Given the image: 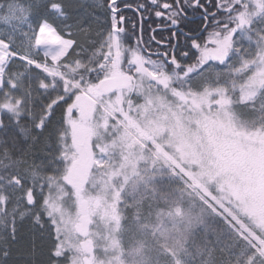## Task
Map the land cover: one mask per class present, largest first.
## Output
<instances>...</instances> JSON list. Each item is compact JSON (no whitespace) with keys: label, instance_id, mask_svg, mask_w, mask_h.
<instances>
[{"label":"snow or ice","instance_id":"6c2138e0","mask_svg":"<svg viewBox=\"0 0 264 264\" xmlns=\"http://www.w3.org/2000/svg\"><path fill=\"white\" fill-rule=\"evenodd\" d=\"M133 7L0 0V264H127L165 221L151 264H264V0ZM153 14L170 40L144 39ZM236 174L251 224L216 195Z\"/></svg>","mask_w":264,"mask_h":264},{"label":"trees","instance_id":"16d2710c","mask_svg":"<svg viewBox=\"0 0 264 264\" xmlns=\"http://www.w3.org/2000/svg\"><path fill=\"white\" fill-rule=\"evenodd\" d=\"M140 2L147 3V0H124L121 3L122 4L123 3L132 4L135 7ZM134 7H133V9H124L125 16L127 18L126 19V26H128L127 20H134V21H136L137 25L139 26L138 13H136L134 11ZM189 19L191 20V17ZM164 23H166V21L162 22L160 19L156 18L154 16V14L147 16L143 21V37H144V39L149 40V38L154 35L156 37V40H161V41L170 40L172 28L164 27L163 26ZM182 27H185L187 30L188 28H193L195 26L193 24L189 23L186 26L182 25ZM153 29L155 31H152ZM201 31H202V29L198 32H195L194 35L200 33ZM177 39L179 40V46L189 47V44L186 43L184 37L182 35H180V33H177ZM197 39L200 42H203L204 40H206V33L205 32L202 33L199 37H197ZM153 47L154 48L159 47L160 50L165 49L164 45L157 46V45H155V42H153ZM193 51H195V50H193ZM247 151L251 152V149L250 148L248 150H245L242 148L240 149V151L238 153L239 158H240V165L247 168V169H252L255 166V161L253 159L255 157L250 158L249 155L247 154ZM254 156H255V154H254ZM247 192L252 197L253 194L249 191H247ZM256 204H258L259 207L264 208V196H262ZM199 211H200V209H199ZM174 229L175 228H173V230ZM176 234H177V230H176L174 235L171 234L170 236L158 234L157 236L153 237V236H148V235L142 236V234H136L133 236L125 237V241H127V242H126V244L124 242L123 246H126V249H129L130 247H132L131 244L129 243L130 241H132V244L134 245V244H136L137 241L140 240L141 244L144 245L143 247L147 248V250H146L147 254L144 255L145 262L143 264H151L150 257L155 258L156 256L160 255L164 251V249L172 248L173 252L175 251V248L173 247V238ZM162 240H164V241H162ZM160 245H163L164 247L162 248V247H160ZM161 264H164V257L163 256H161Z\"/></svg>","mask_w":264,"mask_h":264},{"label":"rangeland","instance_id":"374dc122","mask_svg":"<svg viewBox=\"0 0 264 264\" xmlns=\"http://www.w3.org/2000/svg\"><path fill=\"white\" fill-rule=\"evenodd\" d=\"M171 28V27H170ZM207 39V36H206ZM253 141L251 139H248L244 142V145L241 146L242 149L248 150V145H251ZM259 147V145H258ZM247 154L250 158L255 157L254 152L251 150V152L247 151ZM255 161V158H253ZM228 177L221 175L216 177L215 184L222 187V191L217 192L216 195L220 199L221 203H224L229 209H231L241 220H246L247 223L251 224L252 220L248 218V212L244 211L245 205L241 203L242 198L250 199L251 196L249 193L245 190L244 184L241 180V177L239 174H236L234 176V179L230 181L231 184L235 185V188L229 187ZM194 199V197H193ZM199 202L197 201V204ZM192 213L195 215L199 212V209L197 207H192L191 209ZM248 211L250 212H259L260 214H264V208L259 207L258 204L250 205L248 208ZM178 219V218H177ZM176 230L173 228H169L167 221L164 222V226L161 229V233L165 236H170L171 234H175ZM142 234V233H141ZM144 236V234H142ZM164 239V238H163ZM165 240V239H164ZM162 240V241H164ZM125 244L127 241H125ZM123 242V243H124ZM132 247L129 249H126V246L124 248L126 249L124 259L127 261V264H143L145 262L144 255L147 254V248L141 247L140 240L136 242V244H132V241L129 242Z\"/></svg>","mask_w":264,"mask_h":264},{"label":"water","instance_id":"95a60500","mask_svg":"<svg viewBox=\"0 0 264 264\" xmlns=\"http://www.w3.org/2000/svg\"><path fill=\"white\" fill-rule=\"evenodd\" d=\"M202 33H204V31L202 30L200 33L196 34V38L199 37Z\"/></svg>","mask_w":264,"mask_h":264},{"label":"flooded vegetation","instance_id":"af4514ba","mask_svg":"<svg viewBox=\"0 0 264 264\" xmlns=\"http://www.w3.org/2000/svg\"><path fill=\"white\" fill-rule=\"evenodd\" d=\"M124 1V0H123ZM122 0H120V2H123ZM165 50V49H164ZM164 50H160V51H164Z\"/></svg>","mask_w":264,"mask_h":264}]
</instances>
